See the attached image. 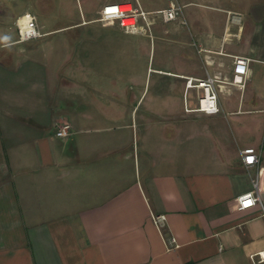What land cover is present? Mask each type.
I'll use <instances>...</instances> for the list:
<instances>
[{"label": "crops", "instance_id": "1", "mask_svg": "<svg viewBox=\"0 0 264 264\" xmlns=\"http://www.w3.org/2000/svg\"><path fill=\"white\" fill-rule=\"evenodd\" d=\"M128 1L89 0L81 19L53 29L37 16L44 34L69 33L67 84L50 58L7 50L20 42L0 33V264H264L251 258L264 249V0H198L217 8L187 9L182 29L197 54L168 71L184 94L181 75L221 79L233 73L234 55L252 59L243 92L220 88V113L176 115L168 104V114L140 118L128 101L111 116L102 101L91 113L92 95L99 101L105 91L92 78L102 60L91 56L92 25L104 5ZM22 3L46 12L54 0ZM59 90L69 101L54 97ZM64 120L73 132L61 138ZM245 147L261 151L259 165L243 164ZM255 179L260 203L239 209ZM152 212L166 214L163 234Z\"/></svg>", "mask_w": 264, "mask_h": 264}, {"label": "rangeland", "instance_id": "2", "mask_svg": "<svg viewBox=\"0 0 264 264\" xmlns=\"http://www.w3.org/2000/svg\"><path fill=\"white\" fill-rule=\"evenodd\" d=\"M168 1L140 0L146 9L167 5ZM173 1H177L183 6L182 20L186 19L187 9L195 11L198 7L217 8L208 7L211 5L201 3L198 0ZM22 2L24 0H0V22L3 27L0 33L8 35L11 40L18 39V26L15 19L27 10ZM88 2L89 0L86 2L85 0H54V4L50 6L52 8L49 11L46 10L45 12L42 11V8L38 9L34 6L29 10L35 12L40 22L46 20L48 28L53 29L56 26L68 25L76 19H81L82 6L87 7ZM216 12L219 17H225L226 13L228 18L240 17L239 14L231 13L227 10L225 12L217 10ZM178 21L171 23L158 22L151 27V31L138 34L126 33L120 29L104 28L101 21H99L101 23L92 25L95 26V32L92 33L93 41H90V45H92L90 47L94 49L91 56L93 59H97V56L101 55L102 58L101 62H99L101 68L93 69V71L101 73L98 78L95 75L92 78L105 91L99 94L102 100L96 101L97 99L92 100V98H97L98 92L93 89L95 92L91 98V113H98L100 111V105L96 103L101 101L107 106V109L104 111L108 112V116L114 113L115 104L121 101L137 104L135 113L137 112L140 118H159L166 115L168 114V104L175 107L173 113L176 115L185 111L184 83L181 82L183 80L174 76H168V71H178L175 64L179 63L184 56L192 57L197 54V49L192 44L195 37H191L190 39V48L186 47V42L189 40L186 39L183 32L187 29L183 31L182 27L186 28L187 26L186 23L181 24ZM68 34V32L54 33L52 35L44 34L37 39L14 44L6 49L18 50L25 47L30 54L50 58L53 64L51 68L53 76L63 85L69 82L70 62L67 58L73 51ZM215 52L211 50L207 53L213 54ZM218 53L224 54V51L221 49ZM96 63L98 62L94 61V66H96ZM221 79L225 81L222 84L223 86H235L233 84V73ZM246 86L247 83L244 88L235 87L243 92ZM70 96L72 97V94L67 92L60 93V90L54 94L56 99L60 98L61 101L65 102L69 101ZM192 102H194L193 91L190 93V103ZM66 124L72 127L67 120L61 123V125ZM203 134L205 135V143L209 144L206 142L208 138L206 132ZM249 136L250 132H244L242 138L247 139Z\"/></svg>", "mask_w": 264, "mask_h": 264}, {"label": "built area", "instance_id": "3", "mask_svg": "<svg viewBox=\"0 0 264 264\" xmlns=\"http://www.w3.org/2000/svg\"><path fill=\"white\" fill-rule=\"evenodd\" d=\"M183 6L177 1H171L169 5L160 9L148 10L143 4L136 0L135 2L108 3L103 6L100 18L102 23H117L126 33H146L151 31V27L158 23H171L182 20ZM18 26V42H26L42 37L44 33L38 25V18L32 12H26L20 17ZM210 52V50H206ZM234 82L235 86L244 88L249 74L251 58L243 55H234ZM185 79V111L202 112L208 115H215L221 112L219 104V90L225 83L222 79L207 75L205 78L193 75H181ZM193 91V97L197 100L195 107L191 106L190 93ZM68 124L61 125L57 130V135L61 138L70 136L73 132ZM242 162L247 167L259 165L261 162V151L255 147H245L240 151ZM254 190L245 193L239 197V209H245L257 203H260L258 193V181H254ZM151 217L157 228L163 234L166 224V214L151 213ZM170 243L177 246L174 237H170ZM256 263L264 262V249L251 255Z\"/></svg>", "mask_w": 264, "mask_h": 264}]
</instances>
